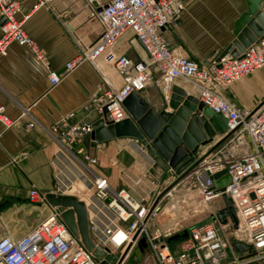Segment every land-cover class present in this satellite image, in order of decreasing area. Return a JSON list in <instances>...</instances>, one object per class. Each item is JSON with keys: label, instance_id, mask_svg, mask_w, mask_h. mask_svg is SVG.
<instances>
[{"label": "built area", "instance_id": "obj_1", "mask_svg": "<svg viewBox=\"0 0 264 264\" xmlns=\"http://www.w3.org/2000/svg\"><path fill=\"white\" fill-rule=\"evenodd\" d=\"M49 1L35 0V8L46 7ZM82 1L90 18L98 22L99 33L90 45L76 43L77 52L65 63L63 72H47L51 87L58 85L64 75L80 64L93 66L120 36L131 32L141 43L145 57L138 61L126 56L109 57L122 79V85L116 89L103 81L105 88L83 106L84 111L95 112L94 122L100 121L106 127L128 119L123 102L130 94L144 91L157 74V85L165 100H168L176 80L193 86L198 101L226 119V134L245 136L250 143L249 152L235 159L211 161V157L204 156L154 204L185 170L179 175L168 170L174 176L160 191L152 185L143 189L141 178L132 182V189L114 190L105 177L93 170L97 160L82 146L83 140L93 132L94 122L80 119L70 124L68 120L74 116L70 113L51 128V133L69 157L68 165L78 172L77 176L70 174V179L61 181L62 165L58 164L62 174L58 173L57 178L60 184L68 183L64 193L77 179L85 183L90 235L101 241L105 255L113 254L117 261L123 257L122 262L142 238L156 264H242L247 260L239 261L230 256L229 239L220 235V229H231L227 224L217 226L215 221L193 224L186 230V238L176 243V248L166 240L162 229L154 224L162 213V202L173 199L181 186L186 191H196L206 204L220 198L221 194L215 193L211 176L226 171L229 181L223 194L231 200L238 221L234 238L251 245L257 257L264 255V100L256 109L248 111L239 109L224 95L231 84L264 67V37L246 47L237 57L217 54L200 66L189 57L170 50L162 34L178 19L183 8L182 0ZM20 11L19 2L0 0V17L5 21L0 33V59L11 44H16L30 49L42 62L41 50L24 29L28 16L18 19ZM19 118L7 117L0 103V123L5 130L16 126ZM31 127V123L26 125L27 129ZM150 165L153 166L152 163ZM147 174L146 170L143 176ZM56 193H62L60 188ZM44 198L45 194L35 188L28 191L27 201L31 206L37 208L45 202ZM118 235L120 239L117 240ZM100 263L84 248L80 237L68 230L54 210L39 218L20 238L0 237V264Z\"/></svg>", "mask_w": 264, "mask_h": 264}, {"label": "crops", "instance_id": "obj_2", "mask_svg": "<svg viewBox=\"0 0 264 264\" xmlns=\"http://www.w3.org/2000/svg\"><path fill=\"white\" fill-rule=\"evenodd\" d=\"M14 1L21 5L18 19L28 16L24 29L44 58L41 62L27 47L11 44L6 55L0 59V103L7 117H20L19 123L10 129L5 130L0 123V231L7 233L15 230V224L24 222L17 217L20 212L29 215L39 210L41 218L52 211L48 206H41L37 210L28 204V191L31 188L46 195L56 193V189L66 184H60L57 178L60 171L58 163H61L60 154L67 159L69 157L55 140L51 128L70 113L74 115L68 120L70 124L80 119L96 121L95 112L84 111L83 106L105 88L104 82L116 89L122 85V79L109 60L111 55L126 56L133 61L145 57L141 45L129 32L96 59L97 69L89 63H82L64 75L58 85L51 87L47 72H63L65 63L77 52L76 43H93L100 30L99 24L90 18L82 0H51L42 8H35V0ZM182 2L184 12L173 25L163 30V37L170 50L190 57L200 66L205 65L206 61L223 51L232 38L223 42L221 27L216 22L218 19L213 11L203 8L205 1ZM1 27L0 17V33ZM154 78L142 92L146 95L148 106L160 111L166 101L157 85L158 75L154 74ZM183 85L182 81L176 80L172 87ZM224 95L239 109H256L264 100V67L231 84ZM30 123L32 127L27 129L26 125ZM131 140L116 138L97 143L87 137L82 146L95 157L99 166L96 172L105 177L114 190L132 189V182L137 178L142 179L143 189L152 185L157 191L162 190L168 179L161 178L155 182L154 176L161 177L166 173L172 178V174L168 169L150 167L151 163ZM146 170L148 174L144 177ZM68 173L63 171V174ZM167 209L171 208L165 207L159 219L165 218ZM191 209L200 219L210 218L220 210L199 204ZM172 219L169 217L168 221H171L160 223V227L174 225ZM37 220L32 221L31 225L24 224L29 230ZM173 230H176V223ZM176 235L167 239L173 248L179 241L172 240ZM12 236L14 239L21 237L18 233Z\"/></svg>", "mask_w": 264, "mask_h": 264}, {"label": "water", "instance_id": "obj_3", "mask_svg": "<svg viewBox=\"0 0 264 264\" xmlns=\"http://www.w3.org/2000/svg\"><path fill=\"white\" fill-rule=\"evenodd\" d=\"M246 11H243L233 24L232 39L219 53L220 56L229 54L237 57L246 47L258 42L264 37V17L261 10L264 0H244ZM5 21L1 18V24ZM138 41V39H136ZM139 42V41H138ZM141 45V43L139 42ZM146 95L143 92L130 94L123 106L129 118L113 125L103 126L100 121L95 122L93 132L89 138L97 143H103L116 138H130L140 141L145 149L144 157L163 170L171 167L176 175H179L174 183L167 187L156 199L157 204L166 192L177 182L183 179L206 154L198 157L200 147L210 144L217 135L224 134V137L212 147L208 153L212 152L222 143L229 134H226V119L204 106L198 99L185 89L173 86L169 95V100L163 104L160 111H155L148 106L145 101ZM196 159V160H195ZM195 160V161H194ZM216 194H221L220 198L223 208L211 215V219L222 225L231 222L232 228L237 229V217L232 207V202L224 194V188L229 181L226 171H221L211 176ZM45 202L54 207L55 212L60 215L68 230L79 236L84 247L90 251L100 264H142L143 255L147 248L144 239H139L132 249L127 259L123 257L118 261L113 254L105 255L89 238L87 227V216L84 204L78 202L73 197L60 194L49 193L45 195ZM39 212L34 211L29 215L23 212L18 213V218L27 225L39 218ZM134 235L133 240L136 238ZM184 231L181 235H176L172 240L186 238ZM230 256H234L239 261H244L256 256V252L251 245L244 243L234 237L229 238Z\"/></svg>", "mask_w": 264, "mask_h": 264}, {"label": "rangeland", "instance_id": "obj_4", "mask_svg": "<svg viewBox=\"0 0 264 264\" xmlns=\"http://www.w3.org/2000/svg\"><path fill=\"white\" fill-rule=\"evenodd\" d=\"M201 1H205V3L202 4L204 6L203 8H205L207 11H213L215 18L220 21L219 22L218 20H216V22H218L220 27H221L220 28V32L222 33V38L224 39L223 42L226 39L232 38V32L234 30V27H233L234 22L236 21L237 17L243 11H246V6H245L244 0H201ZM181 3H182V7L183 8H182V11H181L180 15L185 10L184 2L181 1ZM180 15H179V17H180ZM210 15L212 16V14H210ZM173 24H171V25H173ZM125 34H130V33L129 32H125L122 36H124ZM122 36H120L117 39L115 44L118 43L119 39ZM115 44L113 46H115ZM118 56H122V55H118ZM95 64H96V62H94L93 68L96 69ZM155 79L156 78H153V80H155ZM165 101L167 102V100H165ZM153 110H154V108H153ZM109 125H113V124H109ZM222 137H224V134L217 135L213 139V141L210 142L209 145L204 146V147H200L197 156L201 157L202 155L206 154L208 157H211L210 158L211 161H214L216 159H220V161H226V159H230V160L231 159H235V158L239 157L240 155L249 152L250 143H249L248 139L245 136L231 133V134H229V136L222 143H220L214 150H212V152L208 153V151L211 150L212 147H214V145H216V143H218L221 140ZM123 139H130V138H123ZM133 140L134 139H132L131 141H133ZM134 142L138 146L139 149H141L143 152H145V149H144V147H143V145H142V143L140 141L134 140ZM96 165L97 166L94 167L93 170H95V171L97 170L98 171V167L99 166H98V164H96ZM129 166H131V165H129ZM167 169L169 171L171 170L176 175L175 171L171 167H169ZM59 173H60V171H59ZM60 174H62V172ZM174 174H172V178H173ZM161 178H163V179L167 178L168 179L166 185L169 184L172 181V178L167 176L166 173L164 175L162 174L161 177L154 176L153 180L155 182H157L156 180L160 181ZM173 183L174 182H172V184ZM85 188H86L85 183H83V181L81 179H77L75 181V183L69 189H67V191L65 193H61L60 195L73 197L78 202H82L84 204V207H85V210H86V216H87V227H88L89 238L92 241V243L94 244L95 248L98 247L102 251H104L105 247L102 245L101 241H99V239H97L95 237H92L90 235L89 225H88L89 212H88V210L86 209V206H85L86 198H84V195L87 193ZM192 193L194 194V197H191L193 195ZM53 194L57 195L56 193H53ZM89 194H91V192ZM220 202L222 203L221 198H217L211 204H206V203H204L202 201L201 197L198 195V193L196 191H193V190L192 191H186V189L181 186L177 190V193L173 196V199H166L161 204L162 212H164L163 209L165 207L171 208V209H167L165 211L166 214H165L164 217L167 218V219H165V218L164 219L163 218L159 219V217H158L154 221V224L156 226H158L160 229L162 228L163 233H164V231H166V233L163 234L164 237L166 238V240L168 238H170L171 236H174L175 234L181 235L191 225L196 224V223L207 222V221H215L217 223V226H218V224L220 225V223L217 222L214 219H211V218H208V217H204V218H201V219H200V217L198 218L197 214H195V212H193L194 210L191 209V207H196L198 204L201 207H203V206L206 207V206L209 205L210 207H212L214 209L217 208V210H218V209H222L223 208V203H222V205H220ZM44 203L39 205V206H37V208L40 209L41 206H48L50 209H52V211L55 209L54 207H50L46 202H44ZM38 212H39V210H38ZM47 214H45V215H47ZM39 215H40V212H39ZM58 216L60 218V215H58ZM169 217H173L174 218V219H172V221H174L172 223H174V225L176 223V230H173L174 229V225L173 224L165 225V226L161 225V227H160V225H159L160 223H162V224L163 223H167V222L169 223V221H171V220L168 221ZM227 225H229V227L231 229H228L226 231L220 229L219 232H220L221 237H225V239H229L231 237H235L234 236V231L235 230L232 228L231 222L228 221ZM15 226H16L15 230H13L11 232L7 233V232L0 231V237L7 236V237H10V238L14 239L12 234L15 235L16 233H18L20 236H23L28 231V227L24 224V222L23 223H19L18 225L15 224ZM13 228H14V226H13ZM176 231H177V233H173V232H176ZM82 245H83V243H82ZM142 264H156V261L154 260V257L147 250H145V252H144L143 263ZM242 264H264V255L263 254H259L258 257L254 256L253 258H250L249 260L243 262Z\"/></svg>", "mask_w": 264, "mask_h": 264}, {"label": "bare ground", "instance_id": "obj_5", "mask_svg": "<svg viewBox=\"0 0 264 264\" xmlns=\"http://www.w3.org/2000/svg\"><path fill=\"white\" fill-rule=\"evenodd\" d=\"M260 15H262L264 17V10L263 9L261 10V13L258 14V16H260ZM182 88H184V89L186 88L188 90V92L191 93L190 95L196 97V90H195V88L193 86L185 84V85L182 86ZM59 159H60L61 163H58V164L62 165L61 166V170L64 171V172H69L68 175L67 174H63L61 176V181H66L67 178L70 179V174H72L73 176L74 175L77 176L78 170H76L74 167L68 165V161L69 160L67 158H65L62 155H59ZM63 166H65V169H64ZM67 186H68V183H66L63 187L60 188V192L64 193V191L66 190ZM84 197L87 198L86 195H84ZM116 239L117 240L120 239V236L118 235Z\"/></svg>", "mask_w": 264, "mask_h": 264}]
</instances>
